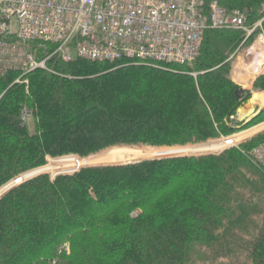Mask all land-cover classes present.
I'll list each match as a JSON object with an SVG mask.
<instances>
[{
    "label": "trees",
    "instance_id": "1",
    "mask_svg": "<svg viewBox=\"0 0 264 264\" xmlns=\"http://www.w3.org/2000/svg\"><path fill=\"white\" fill-rule=\"evenodd\" d=\"M205 1L247 10L251 25L264 18V0ZM204 37L197 79L187 65L56 58L53 73L30 75L26 91L11 86L18 75L8 72L0 78V187L48 157L206 143L245 126L228 120L251 95L238 97L228 74V53L243 35ZM261 80L255 90H264ZM24 106L35 113L34 133L21 120ZM263 142L244 153L88 168L16 187L0 201V264H264V222L252 219L264 217V171L249 161Z\"/></svg>",
    "mask_w": 264,
    "mask_h": 264
},
{
    "label": "built area",
    "instance_id": "2",
    "mask_svg": "<svg viewBox=\"0 0 264 264\" xmlns=\"http://www.w3.org/2000/svg\"><path fill=\"white\" fill-rule=\"evenodd\" d=\"M247 14L205 0H0V65L22 76L53 73L47 63L56 58L185 66L200 56L206 32L245 30ZM250 155L264 170V156Z\"/></svg>",
    "mask_w": 264,
    "mask_h": 264
},
{
    "label": "rangeland",
    "instance_id": "3",
    "mask_svg": "<svg viewBox=\"0 0 264 264\" xmlns=\"http://www.w3.org/2000/svg\"><path fill=\"white\" fill-rule=\"evenodd\" d=\"M233 10H243V9L235 8ZM220 31L228 32L231 34H235L236 32H241L243 35V38H244V41L238 47H236L235 50H233V52L228 53L229 57L227 59V62L230 63L229 67H228L229 77L231 78L233 84H235V86L239 89L238 91L243 90V93L246 91L251 93L250 98L248 100H246L244 103H241L239 108L235 112L234 116H232L228 119L229 121L233 122V125H232V123L229 125L236 126V124H242L241 122H239L241 115L246 113L251 108H256V110H257V113L254 117L250 118L246 122H243L245 126H243V127L241 126L242 128H240V127L237 128V130L234 131L233 133H229L227 135H223V136H220L218 138L211 139L206 143L189 144L186 146H162V147L149 146V145H136V146H125V145H123V146L119 145L118 146V145H115V146L107 148L106 150H104L98 154H93V155H90L88 157H81V156H77V155H68V156L59 157V158L48 157L45 165L38 167V168L31 169V170L25 172L23 175L18 176L14 180H12L9 183L0 187V190H2L3 188H5L9 184H11L13 181H17V180L19 181V179L21 180L22 176H24L28 173L34 172V171H38V170H42L44 168H48L49 166H51V164L56 163L58 161H61V160L67 159V158H76V160H78V161H90L91 162V161H95V160L103 157L108 152H110L114 149H119V148H123V147H131V148L141 149L143 151L151 153V156L143 157L142 159L137 160L136 162L124 163V164H118V165L117 164H110V163L109 164L104 163L102 165L99 163H92L91 162L90 165H86L84 168L76 171L75 173L76 174L80 173L84 169H88V168L121 166V165H130V164L141 162V161L161 160L159 156L158 157L156 156V153H158V154L159 153H165V152L167 153V152H171V151L176 150V149L181 150V149H185L188 147H196V146L205 145V144H208L211 142L224 141V140H227V144H228L227 148L221 149L220 151L212 153V154H205V155L203 154V156H209V155L218 156V155H221L224 153L233 152L234 150H240V151H242V153H244L245 151L247 152L249 149V146L252 143L264 139V107H261L260 105H256V104L252 103L255 95L264 94V90H259V89L255 90L254 89L256 86H257V88L262 86L260 81H262L261 79L264 78V18L262 20H258L257 22H255L252 25L248 22V19H247L245 30L227 29V30H220ZM245 38H246V40H245ZM247 40H249L248 43L245 42ZM203 41H204V39H203ZM226 44H227V42L224 44L220 43L219 47L222 49L224 46H226ZM49 48L51 50L45 52L43 54V56H35L36 60H38V61L44 60L45 54L51 53L54 50L53 47H49ZM36 49L38 50L37 46L31 47L32 52L35 54L37 53ZM74 55H75V53H74ZM9 59L10 58H8V60ZM198 59H199V57L194 62L187 65L188 66L187 68L191 69L190 71L192 72L195 79H197V77H198V74L196 73ZM8 65L9 64L0 65V78L5 77L8 74V72L15 73L16 75H18V77L14 80V82L12 83L11 86L16 85V84L26 85L27 86L26 91H29L30 82H29L28 78L32 74H30L28 76L23 75L24 76L23 77L20 72L15 71V70H9ZM47 65L49 67V63H47ZM243 93L240 94L238 97H241L243 95ZM0 98H1V96H0ZM35 118H36V116H35V113H33V109H29L28 106H24V108L22 110V114H21V120H22V122L28 124V127H29L31 133L35 132V125H34L35 124V122H34ZM240 137H243V140L240 143L235 144L237 138H240ZM261 151H264V142L261 143L258 147L251 150L249 152V155L251 152H253L257 155L261 154L262 156H264V153H261ZM200 155H202V154H200ZM175 156H177V155H175ZM191 156H197L198 157L199 155H194V154L184 155V157H191ZM165 157H168V156H165ZM249 157H251V155ZM251 158H253V157H251ZM251 158L249 159V161L254 166H256L255 161H257V159H255V158L251 159ZM69 174L70 173L65 174V172H63V171L57 172L56 174L53 171H47V172L41 171V172H39V174L37 176L33 177L32 179H29L25 182H22L21 185L29 183V182H31L37 178H40L42 176H45V175H48L52 180H55L58 177L68 176ZM20 186H18V187H20ZM11 191H9L8 193H10ZM5 196H3L0 199V201ZM247 198H248V196H247ZM261 205L264 206V202ZM252 219H254L260 223L264 222V217H259L256 214L252 215ZM63 248H66L69 251L70 245L66 244L63 246ZM238 254H241V256L244 255L243 252L242 253L238 252ZM241 258L243 259L244 257H241ZM227 263H228V259L224 258L223 264H227Z\"/></svg>",
    "mask_w": 264,
    "mask_h": 264
},
{
    "label": "bare ground",
    "instance_id": "4",
    "mask_svg": "<svg viewBox=\"0 0 264 264\" xmlns=\"http://www.w3.org/2000/svg\"><path fill=\"white\" fill-rule=\"evenodd\" d=\"M253 104L260 105L261 107H264V94L255 95L254 99L252 101ZM243 140V137L237 138L235 144L240 143ZM227 140L224 141H217V142H211L205 145L196 146V147H188L181 150H173L171 152H165V153H156V156L160 157V159H167V158H176V157H184V155H199L203 156V154H212L215 152L220 151L221 149L227 148ZM150 154V155H149ZM202 154V155H200ZM177 155V156H175ZM183 155V156H182ZM151 156V153L143 151L141 149L137 148H131V147H123L119 149H114L110 152H108L103 157L91 161L92 163H110V164H124V163H131L136 162L137 160L142 159L143 157H149ZM168 156V157H165ZM90 161H78L76 158H67L61 161H58L56 163L51 164L48 168H44L42 170L34 171L31 173H28L24 176H22L21 180L19 181H13L11 184L0 190V199L5 196L9 191L13 190L14 188L20 186L22 182H25L29 179H32L33 177L37 176L39 172H47V171H53L55 174L57 172H65V174L70 173L69 175H75L76 171L84 168L86 165H90ZM105 164V165H106Z\"/></svg>",
    "mask_w": 264,
    "mask_h": 264
},
{
    "label": "water",
    "instance_id": "5",
    "mask_svg": "<svg viewBox=\"0 0 264 264\" xmlns=\"http://www.w3.org/2000/svg\"><path fill=\"white\" fill-rule=\"evenodd\" d=\"M243 93V90H240L237 92V96H239L240 94ZM257 113L256 108H251L250 110H248L246 113H244L243 115H241L239 122L243 123L248 121L250 118L254 117Z\"/></svg>",
    "mask_w": 264,
    "mask_h": 264
}]
</instances>
